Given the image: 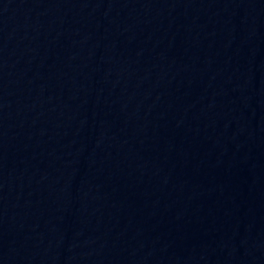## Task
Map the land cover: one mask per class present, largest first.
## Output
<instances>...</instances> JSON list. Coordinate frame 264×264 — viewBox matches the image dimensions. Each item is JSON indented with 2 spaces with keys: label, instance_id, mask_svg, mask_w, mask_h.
I'll use <instances>...</instances> for the list:
<instances>
[{
  "label": "water",
  "instance_id": "water-1",
  "mask_svg": "<svg viewBox=\"0 0 264 264\" xmlns=\"http://www.w3.org/2000/svg\"><path fill=\"white\" fill-rule=\"evenodd\" d=\"M0 264H264V0H0Z\"/></svg>",
  "mask_w": 264,
  "mask_h": 264
}]
</instances>
